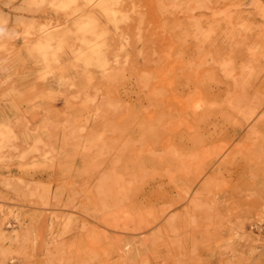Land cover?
<instances>
[{
	"label": "rangeland",
	"instance_id": "374dc122",
	"mask_svg": "<svg viewBox=\"0 0 264 264\" xmlns=\"http://www.w3.org/2000/svg\"><path fill=\"white\" fill-rule=\"evenodd\" d=\"M0 264H264V0H0Z\"/></svg>",
	"mask_w": 264,
	"mask_h": 264
},
{
	"label": "bare ground",
	"instance_id": "6f19581e",
	"mask_svg": "<svg viewBox=\"0 0 264 264\" xmlns=\"http://www.w3.org/2000/svg\"><path fill=\"white\" fill-rule=\"evenodd\" d=\"M89 2H96L98 0H88ZM72 0H69V3H71ZM112 19L116 20V11H112ZM9 221H7L5 223V226L9 225ZM121 254H122V258L126 261L130 259L129 256V248H128V243L124 244V246L121 249Z\"/></svg>",
	"mask_w": 264,
	"mask_h": 264
}]
</instances>
